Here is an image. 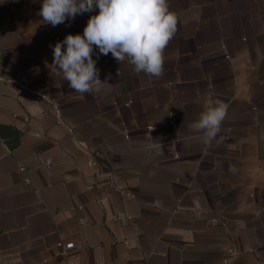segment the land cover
I'll return each instance as SVG.
<instances>
[{
	"label": "crops",
	"instance_id": "obj_1",
	"mask_svg": "<svg viewBox=\"0 0 264 264\" xmlns=\"http://www.w3.org/2000/svg\"><path fill=\"white\" fill-rule=\"evenodd\" d=\"M41 3L0 0V264H264V0H168L163 75L94 46L109 84L83 96L53 46L99 9L53 27Z\"/></svg>",
	"mask_w": 264,
	"mask_h": 264
},
{
	"label": "clouds",
	"instance_id": "obj_2",
	"mask_svg": "<svg viewBox=\"0 0 264 264\" xmlns=\"http://www.w3.org/2000/svg\"><path fill=\"white\" fill-rule=\"evenodd\" d=\"M94 7L99 11L89 16L83 35L67 34L53 46L52 65L62 72L68 87L83 96L100 94L109 84L108 78L102 81L99 77L93 59L94 46L101 55L111 53L119 64H131L137 74L161 77L164 50L178 24L177 14L169 9L168 0H42L39 15L44 24L55 27L92 12ZM203 107L192 128L203 132L204 143L211 146L221 131L229 104L209 97ZM150 147L163 155L164 145L159 140Z\"/></svg>",
	"mask_w": 264,
	"mask_h": 264
},
{
	"label": "built area",
	"instance_id": "obj_3",
	"mask_svg": "<svg viewBox=\"0 0 264 264\" xmlns=\"http://www.w3.org/2000/svg\"><path fill=\"white\" fill-rule=\"evenodd\" d=\"M37 96H40V94H38ZM41 97V96H40ZM50 100V99H49ZM50 102L52 103V105H53V108H54V112H55V114H56V116H57V122L58 123H62V120H61V118H60V113H59V108H58V104H57V102L55 101V100H50ZM60 247H62V248H70V247H72L73 246V242H68V243H65V244H63V243H61V242H59V244H58ZM228 253L229 254H232L233 253V249H229L228 250ZM228 261V257H226L224 260H223V262H227Z\"/></svg>",
	"mask_w": 264,
	"mask_h": 264
}]
</instances>
